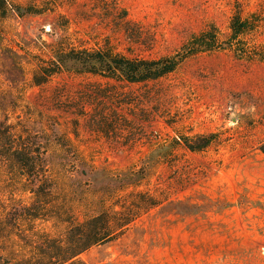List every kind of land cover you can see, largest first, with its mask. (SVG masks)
<instances>
[{
	"label": "rangeland",
	"instance_id": "rangeland-1",
	"mask_svg": "<svg viewBox=\"0 0 264 264\" xmlns=\"http://www.w3.org/2000/svg\"><path fill=\"white\" fill-rule=\"evenodd\" d=\"M0 5L1 139L42 160L33 179L0 154V262L44 260L47 235L105 213L114 233L86 264H264V61L203 52L140 83L58 64L72 49L172 55L212 24L227 36L239 10L261 13L248 38L264 46V0ZM199 136L210 145L184 146Z\"/></svg>",
	"mask_w": 264,
	"mask_h": 264
},
{
	"label": "trees",
	"instance_id": "trees-1",
	"mask_svg": "<svg viewBox=\"0 0 264 264\" xmlns=\"http://www.w3.org/2000/svg\"><path fill=\"white\" fill-rule=\"evenodd\" d=\"M5 3V0H3ZM5 6L0 5V12L5 13ZM261 13L254 11L248 15L236 11L229 22V34L224 36L220 28L214 24L193 35L178 51L160 58H131L109 49H79L65 52L59 58V68L74 67L78 71L125 80L129 83H140L155 80L175 71L183 62L203 52L232 51L244 59L264 61V46L249 41L248 36L255 35L263 22ZM55 72H47L50 76ZM43 82V81H40ZM0 154L10 153V162L20 165L31 178L40 177L36 171L42 160L30 144H7L1 139L5 132L0 129ZM211 136H199L202 143L198 146L183 138L184 146L191 151H200L209 146ZM8 140V138H3ZM7 146V150L5 149ZM38 192V190H35ZM114 231L108 216L102 213L82 223L71 226L64 239L46 236L45 248L35 258L28 256L8 257L0 264H86L79 255L91 246L108 240Z\"/></svg>",
	"mask_w": 264,
	"mask_h": 264
}]
</instances>
